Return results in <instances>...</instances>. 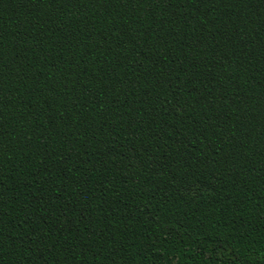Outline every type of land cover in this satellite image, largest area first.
<instances>
[{"label": "trees", "instance_id": "16d2710c", "mask_svg": "<svg viewBox=\"0 0 264 264\" xmlns=\"http://www.w3.org/2000/svg\"><path fill=\"white\" fill-rule=\"evenodd\" d=\"M0 264H264V0H0Z\"/></svg>", "mask_w": 264, "mask_h": 264}]
</instances>
